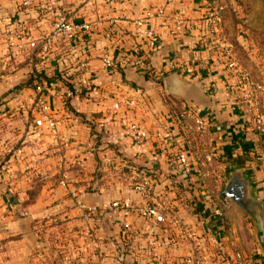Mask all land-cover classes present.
Masks as SVG:
<instances>
[{
    "label": "crops",
    "instance_id": "crops-1",
    "mask_svg": "<svg viewBox=\"0 0 264 264\" xmlns=\"http://www.w3.org/2000/svg\"><path fill=\"white\" fill-rule=\"evenodd\" d=\"M34 3L23 6L19 0H0V24L22 26L36 41L35 47L26 44L18 49L9 45L0 31V264H142L147 255L145 240L153 226L135 210L123 215L111 202L126 195L136 200L131 185L140 174L147 175L146 168L160 171L158 177L152 176L154 200L168 198L178 203L176 216L180 222L201 235L198 249L205 257L204 263L234 264L230 234L225 231L228 226L214 211L222 207L216 204V197H220L216 194L221 190V181L225 182L229 165L245 159L251 190L264 200V161L254 159L258 134L250 117H241L239 105L234 103L240 88L233 87L234 78L220 50L228 44L239 63L264 77V0ZM218 4L225 7L224 19L217 42L211 45L206 20ZM156 6H164L165 14L156 13ZM231 7L238 8L242 21L228 20ZM35 8L43 10L39 13ZM60 10L68 11L74 20L92 21V30L85 36L54 39L43 49L45 34ZM148 11L152 13L148 24L156 32L152 48L143 44L141 27L135 23ZM177 15L193 24L191 32H170ZM117 29L123 33H115ZM141 46L148 52L145 69L134 65ZM105 56L116 62L115 68L107 69ZM81 60H86V68H80ZM200 60L207 67L197 66ZM186 66L196 70L188 72ZM33 71L55 76L50 87L44 89L49 112L34 103V87L23 85ZM57 75L64 76L69 85ZM211 81L218 84L214 92L208 89ZM190 103L213 114L212 132L205 140L216 146V159L227 164L222 173L217 166L197 165L192 148L188 149L179 128L172 124L174 136L185 143V159L194 169L192 176L181 166L169 164L173 145L163 142L154 149L159 142L153 135L156 126L168 123L176 106ZM46 115L56 119L57 137L51 136ZM131 119L145 128V143H135L131 138L126 129ZM235 155L241 156L230 158ZM202 171L208 175H201ZM194 196L206 216L191 208ZM181 199L185 203L180 204ZM218 200L233 202L221 197ZM80 202L102 208L94 216L99 229L93 235L90 219L82 216ZM42 217L48 225L40 238L36 219ZM124 218L136 225V241L140 244L131 261L121 257ZM207 224L216 230L215 239L202 235ZM174 227L169 224L167 231L160 229L156 234L172 233ZM253 231L254 258L257 264H264V242H258ZM188 249L186 245L160 250L162 257L156 264H178L173 258Z\"/></svg>",
    "mask_w": 264,
    "mask_h": 264
},
{
    "label": "built area",
    "instance_id": "built-area-1",
    "mask_svg": "<svg viewBox=\"0 0 264 264\" xmlns=\"http://www.w3.org/2000/svg\"><path fill=\"white\" fill-rule=\"evenodd\" d=\"M23 6L34 5L36 0H19ZM113 1V0H109ZM151 8V7H150ZM154 8V7H153ZM155 12L158 14H165L164 6H156ZM39 13L42 12L43 8H35ZM151 12H147L141 17L135 19L137 26L141 27V36L144 39L148 48H152L155 43L156 32L149 26L151 19ZM223 22V8L221 5H216L211 14L208 16L206 23L210 33L209 43L215 44L217 42V33L220 25ZM93 27V22L87 19L74 20L71 14L66 10L58 11L51 24L50 30L45 34L43 49L53 41L54 39L65 37L73 38L75 36L89 35ZM193 24L188 22L187 19L182 15L174 17L173 27L170 28V32L181 35L191 32ZM0 31L7 37L8 43L11 46H16L18 49H23L26 44L30 47L36 46V41L30 35L24 32L21 26H9L1 25ZM115 33L122 34L123 31L117 29ZM140 53L134 59V65L140 69H145L148 66V52L143 46L139 47ZM221 53L225 56L230 74L234 78L233 87L240 88L236 91V97L234 103L242 107V110L246 116H249L253 122V128L258 134L259 145L254 150V159L264 161V108H261V97L264 92V77H255L245 66L238 62L233 54L231 46L223 45L221 47ZM105 66L114 67L116 62L105 56L103 58ZM80 68H86V60L79 62ZM197 66L207 67L205 61H199ZM185 70L188 72L195 71V67L186 66ZM163 74L162 71L159 72ZM210 91H216L218 84L216 81H211L208 84ZM50 87L46 83L39 82L34 87V103L43 111L49 112L50 105L44 97V89ZM68 93V92H67ZM69 94V93H68ZM117 106V103L114 104ZM46 124L50 128V134L53 137L58 136L57 121L50 115H46ZM178 127L182 140L186 143L188 149L192 148V153L196 158V164L203 167L204 165L211 164L216 158V146L211 142L205 140L206 136L211 134L212 117L208 110L202 111L197 105L190 103L184 104L178 112L172 113L169 116L168 123H160L153 130V135L159 138V142L155 145V148H159L160 143H166V146H174V151L168 156V162L170 165H179L184 171L192 176L193 167L190 162L186 161L185 157V146L181 144L173 134V128L171 126ZM126 129L133 141L138 144L145 143L147 132L145 128L140 126L135 120L131 119L127 123ZM202 146L204 151L202 152ZM237 152L239 150H236ZM202 157V158H201ZM2 168H5L3 164ZM201 175H208L207 171H202ZM135 177V175H132ZM154 179L152 176L141 175L137 176L131 188L135 192V197L132 198L130 195L122 196L114 199L111 202V206L119 210L123 215H126L128 211L135 210L138 216L147 222H151L153 228L149 231V234L145 240L147 255L142 264H156L159 257H162L160 250H172L183 246H189L187 252L178 255L173 258L174 263L178 264H205V257L203 253L198 249L201 242V235L195 231L190 225L180 222L178 216H176L178 203L171 199L161 198L159 201L154 200ZM218 190V189H217ZM180 204L185 203V200H178ZM79 208L82 211V216L86 219H90L89 230L90 234H95L99 229V221L94 219V216L102 211V208L96 204H90L86 202H80ZM216 215L223 217L221 209L214 210ZM206 213L202 211V216H206ZM3 215H0V221ZM210 217L207 216V220ZM212 222V221H211ZM169 224L174 225V231L172 233H164L157 235L158 230L167 231ZM122 233L125 242L128 245L131 261L135 259V256L140 248V244L136 241V225L129 219L124 218L121 223ZM47 229V223L41 219L36 220V231L45 233ZM216 230L212 228L211 224H207L203 236L208 239H215ZM234 264H257L255 258L244 259L241 254L236 253L231 256Z\"/></svg>",
    "mask_w": 264,
    "mask_h": 264
},
{
    "label": "rangeland",
    "instance_id": "rangeland-1",
    "mask_svg": "<svg viewBox=\"0 0 264 264\" xmlns=\"http://www.w3.org/2000/svg\"><path fill=\"white\" fill-rule=\"evenodd\" d=\"M227 16H228V20L231 22L242 21V15L237 10H232L229 14H227ZM237 44L238 46H240L239 42H237ZM16 86H19V84ZM239 111L241 112L240 116L244 117L243 116L244 112L242 110V107L239 108ZM215 159L211 162V164L208 163V165L217 166V168L221 171V173L222 171H226L227 169L225 168V166L227 164ZM225 175L226 174H223L224 177ZM224 184H225L224 180L223 182L221 181V183L219 184V190L223 188ZM217 195L220 196V194H216V196ZM216 198H217L216 204L218 203L219 206H222L221 211L223 212V218L225 220L224 224L225 226H228L225 227L226 228L225 231H228V234H230L228 240L231 242L232 255L239 253L244 259L253 258L255 255V244H253L252 242V237L255 235H254L253 227L251 225L250 217L246 214V212L243 209L238 207L234 202H230V201L224 202L218 200L219 199L218 197ZM18 262L19 261L14 262V264H18Z\"/></svg>",
    "mask_w": 264,
    "mask_h": 264
},
{
    "label": "water",
    "instance_id": "water-1",
    "mask_svg": "<svg viewBox=\"0 0 264 264\" xmlns=\"http://www.w3.org/2000/svg\"><path fill=\"white\" fill-rule=\"evenodd\" d=\"M245 159L230 164L225 184L219 194L224 200L233 201L250 217L258 242H264V200L251 190V178L245 174Z\"/></svg>",
    "mask_w": 264,
    "mask_h": 264
},
{
    "label": "trees",
    "instance_id": "trees-1",
    "mask_svg": "<svg viewBox=\"0 0 264 264\" xmlns=\"http://www.w3.org/2000/svg\"><path fill=\"white\" fill-rule=\"evenodd\" d=\"M238 8H231V10H237ZM224 11H225V7L223 8V19H224ZM238 45V44H237ZM239 47V46H238ZM107 67V69H113V68H115V66L114 67H108V66H106ZM246 68L255 76V77H257V78H260V75L259 74H256L251 68H249L248 66H246ZM57 77H59V79H61V80H63L64 81V83L65 84H67V85H69V81L64 77V76H58L57 75ZM55 79V76H47V75H44V74H41V73H39V72H32L30 75H29V77L27 78V80L23 83V85H26V86H30V87H35V85L37 84V83H39V82H44V83H46L47 85H50L51 84V81L52 80H54ZM74 89V88H73ZM72 89V90H73ZM181 109V107H177L176 106V108L175 109H173V111H172V113H175V112H178L179 110ZM209 111V110H208ZM210 112V111H209ZM210 115H211V117H212V119H213V114L210 112ZM241 155H235V156H231L230 158L231 159H235V158H238V157H240ZM209 166V165H208ZM146 170H147V175L148 176H154V177H158L159 176V173H160V171H158V172H155L154 171V169H151V170H149L148 168H146ZM171 174L173 175H175V172H171ZM158 179V178H157ZM161 181V180H160ZM197 198L194 196V198H192V202H191V204H192V206H191V208L197 213V214H199V213H202V211H204L203 210V207H201L200 208V206H199V204L197 203V200H196ZM38 219H41V220H43V221H45L46 223H47V219L45 218V217H42V218H38ZM37 220V219H36ZM48 225V224H47ZM37 232V231H36ZM38 234V233H37ZM42 234L43 233H40L39 232V234H38V236L40 237V238H42L41 236H42ZM39 238V239H40ZM121 257H122V260L123 261H125V260H127V259H130V254H129V249H128V245H127V243L125 242L124 243V249H123V252H122V254H121Z\"/></svg>",
    "mask_w": 264,
    "mask_h": 264
}]
</instances>
